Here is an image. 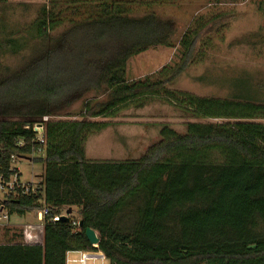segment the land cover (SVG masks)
Wrapping results in <instances>:
<instances>
[{"label":"trees","instance_id":"1","mask_svg":"<svg viewBox=\"0 0 264 264\" xmlns=\"http://www.w3.org/2000/svg\"><path fill=\"white\" fill-rule=\"evenodd\" d=\"M169 1L136 2V8H147L139 14L135 2L68 0L73 18L67 24L43 6L31 26L8 35L1 22L5 176L13 157L31 153L30 146L17 143L32 138L24 126L45 116L53 119L46 126L44 155L32 159L44 168L41 193L5 202L11 217L49 210L43 241L14 243L21 234H13L11 243L0 244V264H67L72 252L102 253L109 264H264V104L173 88L193 64L197 29L189 28L179 43L180 64L127 79L132 57L159 46L175 48L173 24L153 10ZM82 4L90 10L81 12ZM27 49L32 53L27 63L2 70L6 55ZM89 95L73 119L68 110ZM154 100L195 121L186 124L184 134L163 125L160 141L139 160L86 158L91 136L124 111ZM69 209L68 223L52 221ZM89 228L99 236L98 247L86 237Z\"/></svg>","mask_w":264,"mask_h":264},{"label":"rangeland","instance_id":"2","mask_svg":"<svg viewBox=\"0 0 264 264\" xmlns=\"http://www.w3.org/2000/svg\"><path fill=\"white\" fill-rule=\"evenodd\" d=\"M121 1L135 2L132 6L136 8V2L148 3L153 0ZM43 6L51 11L56 10L55 19L61 21L62 25L73 18L70 13L73 12L72 3L68 0H6L0 2V24L5 22L6 35L11 29L26 30L38 18ZM136 9L139 14L147 12L146 7ZM88 10L90 7L82 4L81 12ZM153 10L173 24L176 31L175 48L159 46L132 57L126 68L128 80L153 76L167 65L180 64L177 55L179 43L189 28L193 31L197 29L199 44L193 64L177 78L173 88L199 97L264 104V0H170L161 5L155 4ZM201 25V30H198ZM205 41H210L212 48L203 46ZM31 57L29 49L17 55L8 54L2 60V70L16 71ZM72 68L68 65V71ZM92 97L86 96L73 104L68 110L73 119H78L85 99ZM110 121L113 125L88 139L85 147L89 161L139 160L151 146L160 141L163 125L184 134L186 124L195 120L162 101L154 100L144 108L124 111ZM13 167L20 171L21 183L32 182L36 185L42 180L40 176H43L44 168L39 163L17 158ZM38 220L36 212L12 216L11 227L0 230V244L11 243V236L19 233L21 237L14 243L37 244L40 232L34 230L30 233L31 239H26V226L23 229L12 226ZM81 257L82 254L69 255V264H83ZM74 259L77 261L72 262ZM87 264L109 262L92 258L88 259Z\"/></svg>","mask_w":264,"mask_h":264},{"label":"built area","instance_id":"3","mask_svg":"<svg viewBox=\"0 0 264 264\" xmlns=\"http://www.w3.org/2000/svg\"><path fill=\"white\" fill-rule=\"evenodd\" d=\"M53 118L49 116L43 117L38 122H35L33 124H27L24 126V129L26 131L32 132V138L27 141L25 138H20L18 140V146L20 148H23L25 146L31 147V153L27 155V158H30L31 161L33 158H37L44 155L45 146H46V126L49 121H51ZM2 152V148L0 147V154ZM18 157H13L12 159V165L10 167V176H5L4 173H2V166L0 162V230H8L11 225V216L9 214V211L7 210L5 206V202L12 199L17 200L21 197H29L38 193H41L42 186L41 182L38 184L30 183H21L20 179V171L18 169H15L13 167V163ZM21 158V157H19ZM41 204H44V199L40 200ZM38 219L40 220L41 224L39 225V229L43 230V220L46 216L49 214V210L47 208H44L42 211L37 212ZM61 216H56L53 218V222H59ZM74 225H78L77 223H73ZM13 227V226H12ZM35 229L32 226H27V231L25 233L26 239H31V232ZM91 253H84L83 256V264H87L88 259H105L103 254H95L94 256L90 255Z\"/></svg>","mask_w":264,"mask_h":264},{"label":"water","instance_id":"4","mask_svg":"<svg viewBox=\"0 0 264 264\" xmlns=\"http://www.w3.org/2000/svg\"><path fill=\"white\" fill-rule=\"evenodd\" d=\"M23 159H27L29 161H31L30 158L27 157H21ZM73 210L69 209L65 215L61 216L60 221L64 222V223H68L69 222V216L72 214ZM80 227H82V223L79 224ZM86 237L89 241V243L94 246V247H98L99 243H100V239L99 236L97 234V232L91 228L86 230Z\"/></svg>","mask_w":264,"mask_h":264},{"label":"crops","instance_id":"5","mask_svg":"<svg viewBox=\"0 0 264 264\" xmlns=\"http://www.w3.org/2000/svg\"><path fill=\"white\" fill-rule=\"evenodd\" d=\"M41 177V179H42V176H40ZM42 181V180H41ZM40 181V182H41ZM39 222H35V223H26V224H24V225H21V226H18V225H15V226H13V227H17V228H20V229H23L24 228V226H32L37 232H40V236H37V238H39V242L38 243H42V241H43V230L42 229H39V225L41 224V222H40V220H38ZM37 223V224H36ZM71 254H82V257L84 256V252H82V253H79V252H72V253H69L68 255H67V264H69L70 263V261H69V255H71ZM89 254V253H88ZM97 254H100V253H97ZM82 257H81V260H82ZM106 260V259H105ZM75 261H77L76 259H74V261H72V262H75Z\"/></svg>","mask_w":264,"mask_h":264}]
</instances>
